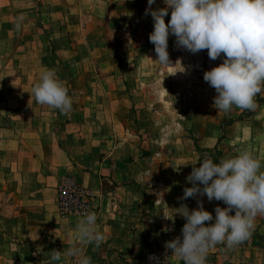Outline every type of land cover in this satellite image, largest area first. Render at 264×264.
<instances>
[{
  "label": "rangeland",
  "instance_id": "1",
  "mask_svg": "<svg viewBox=\"0 0 264 264\" xmlns=\"http://www.w3.org/2000/svg\"><path fill=\"white\" fill-rule=\"evenodd\" d=\"M164 6L155 1L151 7ZM146 8L148 0H0L3 220L9 222L11 204L14 212L21 214L19 192L37 189L39 173L44 177L42 182L48 184L49 176L57 171L56 203L63 226H69L70 221L76 225V219L85 212H96L100 200L115 185L126 180L134 182L123 174L127 170L134 172L133 165L121 163L115 176L103 171L108 166L101 162L102 158L112 154L128 163L141 156L148 162L152 160V165L159 164L160 169L162 158L171 159L170 184L180 194L173 195L170 216L175 222L185 221L177 212L181 203L198 205V200H203L206 207L214 203L226 207L223 201H209L207 196L182 198L184 189L191 186L187 177L193 161L198 166L205 156L218 161L242 149L256 157L264 154L260 152L261 131L256 130L259 140L253 141L249 129L248 121L255 120L256 108L233 106L229 112H218L213 107L216 91L204 80V73L221 63L223 57L211 60L207 49L192 53L178 47L175 36L170 34L168 52L172 63L162 65L149 40L153 20L150 12L145 14ZM19 15L25 19L18 31L14 25ZM170 16L171 9L166 22ZM45 69H54L68 88L73 103L66 114L40 105L31 97L30 91ZM262 101L256 99L255 103ZM231 118L237 124L229 123ZM55 149L69 153L72 161L54 163ZM152 165L145 163V176L135 180L144 189L159 178V166L154 169ZM85 171L91 172L89 186L81 177ZM141 199L145 203L150 200L132 195L127 203L130 211ZM112 202H107L105 209L120 205ZM126 215L134 217L133 213ZM263 223L264 215H257L248 240L231 248L221 243L227 260L232 259L235 264H264ZM5 230L9 231V226ZM115 231L110 229L109 235ZM59 232L51 235L57 237ZM210 249L215 251L216 245Z\"/></svg>",
  "mask_w": 264,
  "mask_h": 264
},
{
  "label": "clouds",
  "instance_id": "2",
  "mask_svg": "<svg viewBox=\"0 0 264 264\" xmlns=\"http://www.w3.org/2000/svg\"><path fill=\"white\" fill-rule=\"evenodd\" d=\"M155 0H148L153 20L149 40L154 44L157 60L171 64L168 52L169 35L176 45L192 53L207 49L211 60L222 62L204 73V80L216 91L213 107L229 112L233 106L254 110L255 97L264 88V0H163L164 7L153 9ZM171 9L170 20L165 17ZM25 17L19 15L15 28L19 31ZM36 103L48 105L62 113L72 108L68 88L54 69H45L30 91ZM31 106L30 100L28 101ZM32 107V106H31ZM187 177L191 182L183 199L207 196L217 205L215 216L198 200L189 209L186 204L177 211L186 219L181 234L166 242L165 247L183 260V264H205L211 247L224 243L231 248L250 238L257 215H264V170L260 160L242 149L218 161L210 156L196 161ZM162 197V193H157ZM158 198L157 200H160ZM176 212V213H177ZM234 212V214H233ZM166 219H173L165 214ZM76 238L99 247L105 240L97 227L95 212L87 211L76 224ZM64 256L73 257L72 264H91V258L73 245L62 255L54 250L45 264H64ZM155 259L159 264V259Z\"/></svg>",
  "mask_w": 264,
  "mask_h": 264
},
{
  "label": "crops",
  "instance_id": "3",
  "mask_svg": "<svg viewBox=\"0 0 264 264\" xmlns=\"http://www.w3.org/2000/svg\"><path fill=\"white\" fill-rule=\"evenodd\" d=\"M162 4L163 0H155ZM15 2V0H12ZM81 2V0H80ZM90 3L91 0H84ZM264 99V88L255 97ZM257 113L255 120L248 121L250 123L251 137L253 141H258L255 137L256 130L262 133L260 140V152H264V102L256 103ZM237 124V121L234 122ZM245 133V130H244ZM259 144V143H257ZM57 156L54 157V163L71 162L69 153H62L55 149ZM34 159L39 157L32 156ZM261 162V170H264V154L257 157ZM137 157L134 162L128 163L122 157H116L112 154L103 157L101 162L107 167L106 171L109 175L117 174L116 168L122 164H130L135 167L134 172L124 171L123 174L133 178L134 182L126 180L123 184H117L113 190L106 193L105 198L100 200V207L95 212L97 216V227L105 236L104 242L96 247L94 243H84L76 238V225L63 226L61 211L56 203V186L59 181L58 172L55 171L49 176V182H42L41 173L38 175L33 191L22 190L19 192L21 198V214L14 212V206L9 205V222L0 217V264H45L50 258L54 250H60L62 255L68 248L73 245L79 247L87 256L91 258V264H157L155 259L150 260V256L159 259V264H183V260L173 254L171 249H167L165 244L167 241L174 239L181 234V230L186 220H174L172 214L173 195L180 194V190L174 189L170 184L168 173L169 158H162L161 169L159 164L152 165V160ZM93 162V161H92ZM159 166L156 168L158 175L157 181L151 182L149 189H144L138 185V177L145 176L142 169L144 164ZM110 166V167H109ZM118 169V168H117ZM155 169V168H154ZM152 173H154L152 171ZM85 175L81 176L82 180L89 186L92 182L91 172L85 171ZM153 175V174H152ZM185 176L184 174L181 177ZM146 178V177H145ZM184 181L183 178L181 182ZM155 185V187L153 186ZM102 192L103 189H101ZM136 193L142 197L149 198V201L139 202L135 206L134 211H130V202L132 195ZM157 193H162V197H158ZM108 196H111L108 198ZM204 196H194L200 199ZM161 198L160 200H157ZM113 201V208L105 209L107 202ZM32 205H29V204ZM47 203L49 205H47ZM186 204L189 209H193L198 205ZM210 205V204H209ZM127 209L129 210H125ZM207 210L215 212V203L212 206H204ZM125 213H133L134 217L130 218ZM165 214L173 219H166ZM82 217V216H81ZM76 219V223L81 219ZM111 217H117V220L111 221ZM5 221V222H4ZM7 222V225L5 223ZM9 226V231L5 227ZM264 226V223L262 224ZM66 229V232H59V229ZM116 230L113 235H109V230ZM58 231L60 234L55 237L51 233ZM176 232V233H175ZM3 234V235H2ZM209 249L205 264H235L232 259L227 260L226 249L222 244L216 245V250ZM73 257L64 256V262L72 264ZM59 264V262H58Z\"/></svg>",
  "mask_w": 264,
  "mask_h": 264
},
{
  "label": "trees",
  "instance_id": "4",
  "mask_svg": "<svg viewBox=\"0 0 264 264\" xmlns=\"http://www.w3.org/2000/svg\"><path fill=\"white\" fill-rule=\"evenodd\" d=\"M257 100H262V99L260 97H258ZM234 121H236V120L231 118V120H229V123H233ZM222 128H224V125L222 126Z\"/></svg>",
  "mask_w": 264,
  "mask_h": 264
}]
</instances>
